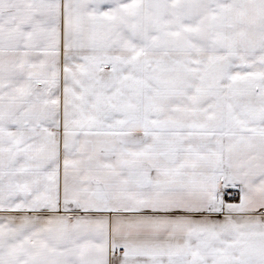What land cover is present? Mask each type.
<instances>
[{
    "label": "snow or ice",
    "instance_id": "snow-or-ice-1",
    "mask_svg": "<svg viewBox=\"0 0 264 264\" xmlns=\"http://www.w3.org/2000/svg\"><path fill=\"white\" fill-rule=\"evenodd\" d=\"M0 264H264V0H0Z\"/></svg>",
    "mask_w": 264,
    "mask_h": 264
}]
</instances>
